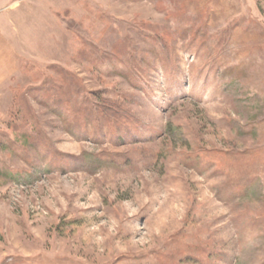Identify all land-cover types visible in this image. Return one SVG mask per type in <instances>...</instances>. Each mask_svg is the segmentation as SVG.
<instances>
[{
	"label": "rangeland",
	"instance_id": "rangeland-1",
	"mask_svg": "<svg viewBox=\"0 0 264 264\" xmlns=\"http://www.w3.org/2000/svg\"><path fill=\"white\" fill-rule=\"evenodd\" d=\"M1 27L0 264H264V0H0Z\"/></svg>",
	"mask_w": 264,
	"mask_h": 264
},
{
	"label": "crops",
	"instance_id": "crops-1",
	"mask_svg": "<svg viewBox=\"0 0 264 264\" xmlns=\"http://www.w3.org/2000/svg\"><path fill=\"white\" fill-rule=\"evenodd\" d=\"M18 2L17 1H14L13 2V7L17 6ZM8 24H11L10 23V20L7 21ZM13 26H14V23H13ZM9 40L8 36L7 35H4L2 33V27L0 28V69H2V67L5 66L4 70H0V72L2 74H6L7 72V59H8V55L10 53V50H12V45L11 44H8L7 41ZM9 51V53H8Z\"/></svg>",
	"mask_w": 264,
	"mask_h": 264
}]
</instances>
